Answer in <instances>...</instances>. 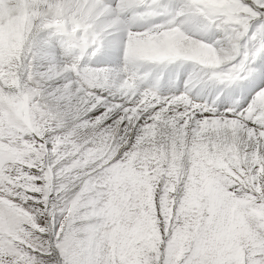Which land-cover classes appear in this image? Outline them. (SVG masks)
I'll return each instance as SVG.
<instances>
[{
	"label": "snow or ice",
	"instance_id": "1",
	"mask_svg": "<svg viewBox=\"0 0 264 264\" xmlns=\"http://www.w3.org/2000/svg\"><path fill=\"white\" fill-rule=\"evenodd\" d=\"M0 264H264V0H0Z\"/></svg>",
	"mask_w": 264,
	"mask_h": 264
}]
</instances>
